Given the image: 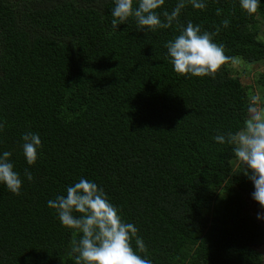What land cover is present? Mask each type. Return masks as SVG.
I'll use <instances>...</instances> for the list:
<instances>
[{
  "label": "trees",
  "instance_id": "trees-1",
  "mask_svg": "<svg viewBox=\"0 0 264 264\" xmlns=\"http://www.w3.org/2000/svg\"><path fill=\"white\" fill-rule=\"evenodd\" d=\"M113 6L0 0V152H12L23 179L19 195L0 184V264H74L78 233L46 202L81 177L137 226L153 264H262L253 185L231 146L213 137L247 115L249 86L230 65L264 63V0L251 16L238 0L182 11L181 25L191 20L214 32L236 58L214 78L173 71L164 44L178 25L147 33L129 19L114 30ZM225 17L228 28L220 26ZM255 81L264 94V70ZM29 130L42 142L32 166L20 147Z\"/></svg>",
  "mask_w": 264,
  "mask_h": 264
},
{
  "label": "clouds",
  "instance_id": "clouds-1",
  "mask_svg": "<svg viewBox=\"0 0 264 264\" xmlns=\"http://www.w3.org/2000/svg\"><path fill=\"white\" fill-rule=\"evenodd\" d=\"M238 2L241 11L249 16L255 14L261 5V0ZM113 5L111 23L114 30L129 19L147 33L179 26V34L169 39L164 48L173 71L180 76L214 78L223 64L236 59L225 54L223 43L215 42L214 32L202 30L200 24H193L191 20L180 24V15L186 7L202 11L207 8L208 0H176L171 11L163 7L165 0H113ZM221 14L222 9L217 8L216 15ZM229 25L227 17L220 22L223 28ZM4 127L5 122L0 119V132ZM213 140L231 146L234 165L251 181L252 199L260 205L256 218L264 220V94H251L242 125L234 131L216 134ZM21 141L25 162L32 166L39 156L40 135L25 131ZM11 156V151L0 152V184L12 194L19 195L23 179ZM23 177L32 181L28 168L24 169ZM46 204L62 227L78 233V238L70 242L69 255L74 264H153L147 258V246L143 237L138 235L137 226L122 218L118 207L96 182L81 177L66 186V194H57Z\"/></svg>",
  "mask_w": 264,
  "mask_h": 264
},
{
  "label": "rangeland",
  "instance_id": "rangeland-1",
  "mask_svg": "<svg viewBox=\"0 0 264 264\" xmlns=\"http://www.w3.org/2000/svg\"><path fill=\"white\" fill-rule=\"evenodd\" d=\"M260 62L240 63V62L235 61L233 64L230 65L231 68H233L236 71L235 74L238 75V77H240L242 84L243 85L246 84L249 86V90H248L249 99H250V95L253 94L254 92H259L263 94L261 87H259L255 81L258 75L264 70V63L262 64ZM250 211L253 213L252 215L256 218V214L258 211L257 206L251 204ZM258 221L263 223V226H264V220H258ZM260 252L264 260V236L262 238Z\"/></svg>",
  "mask_w": 264,
  "mask_h": 264
},
{
  "label": "flooded vegetation",
  "instance_id": "flooded-vegetation-1",
  "mask_svg": "<svg viewBox=\"0 0 264 264\" xmlns=\"http://www.w3.org/2000/svg\"><path fill=\"white\" fill-rule=\"evenodd\" d=\"M259 222H260V221H259ZM260 223H261V222H260ZM261 224H263V223H261ZM261 242H262V241H261ZM261 242L255 246V249L260 253V255H261V259H262V264H263L264 260H263L262 254H261V252H260Z\"/></svg>",
  "mask_w": 264,
  "mask_h": 264
}]
</instances>
